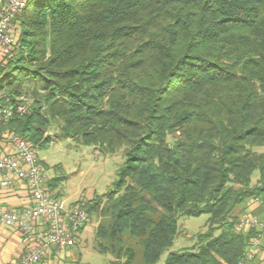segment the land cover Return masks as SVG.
<instances>
[{
    "label": "trees",
    "instance_id": "obj_1",
    "mask_svg": "<svg viewBox=\"0 0 264 264\" xmlns=\"http://www.w3.org/2000/svg\"><path fill=\"white\" fill-rule=\"evenodd\" d=\"M13 26L0 104H31L1 137L47 148L59 119L106 153L125 146L114 187L73 204L100 218L110 264H157L178 217L203 214L198 249L164 264H259L260 231L238 225L250 201L264 214V0H26Z\"/></svg>",
    "mask_w": 264,
    "mask_h": 264
},
{
    "label": "built area",
    "instance_id": "obj_2",
    "mask_svg": "<svg viewBox=\"0 0 264 264\" xmlns=\"http://www.w3.org/2000/svg\"><path fill=\"white\" fill-rule=\"evenodd\" d=\"M26 0H0V48L8 54L16 40L12 34V21L23 10ZM29 103L15 106L0 104V123L9 120L15 113H24ZM10 141L15 154L0 155V171L5 172L1 182L6 186L14 178L27 182L34 199V205L23 211L0 207V224L19 228L29 247L16 264H41L52 247H71L76 244L79 230L89 221V215L81 205H66L63 198L51 193L47 186V175L38 150L25 138L11 134ZM239 229L257 228L260 232L254 239L248 256L257 253L264 232V214L247 213L241 219Z\"/></svg>",
    "mask_w": 264,
    "mask_h": 264
},
{
    "label": "rangeland",
    "instance_id": "obj_3",
    "mask_svg": "<svg viewBox=\"0 0 264 264\" xmlns=\"http://www.w3.org/2000/svg\"><path fill=\"white\" fill-rule=\"evenodd\" d=\"M15 39L19 34V27L12 28ZM5 56L0 48V64L6 63ZM23 102L31 104L29 98H23ZM5 134L7 130L3 131ZM52 140L47 148L39 149L38 156L46 167V175L49 181L58 179V192L66 205L71 206L77 201L103 195L114 187L118 171L125 162V146L114 153H106L95 145H87L74 136L66 135L61 129V122L55 119L52 126L45 133ZM9 140L1 137L0 140ZM264 151V147L258 148ZM259 178V172L255 171L253 183ZM93 199V198H92ZM255 201H250L246 213L252 210ZM253 212V210L251 211ZM208 214L201 216H179L178 234L173 245L165 251L157 264H164L171 253H179L184 250L198 249L196 235L205 232L208 228ZM100 218L91 216L90 227L84 233L82 249L72 248V256L68 258V264H110L115 258L111 255H102L97 251L94 226ZM219 231H217L218 233ZM261 245V243H260ZM263 245V244H262ZM261 245V246H262ZM259 264H264V252L258 256Z\"/></svg>",
    "mask_w": 264,
    "mask_h": 264
},
{
    "label": "crops",
    "instance_id": "obj_4",
    "mask_svg": "<svg viewBox=\"0 0 264 264\" xmlns=\"http://www.w3.org/2000/svg\"><path fill=\"white\" fill-rule=\"evenodd\" d=\"M1 154H15V147L11 141L5 139L0 140V155ZM4 176L5 172L0 171V207L8 210L23 211L26 208L33 206L34 199L27 182L20 178H14L11 184L4 186L1 184ZM92 198L94 197L81 200L88 201ZM258 205L259 202L256 200L252 206V210H255ZM252 210L247 213H250ZM98 223L99 221L96 222V225L94 226V235ZM90 225L91 223L88 221L79 233L74 246L52 247L41 264H68L67 260L72 256V248L78 247L82 249L84 233ZM261 245L257 251V257L260 256V253L264 252V232L261 239ZM28 247L29 242L24 240V235L19 228L0 224V264H16Z\"/></svg>",
    "mask_w": 264,
    "mask_h": 264
}]
</instances>
